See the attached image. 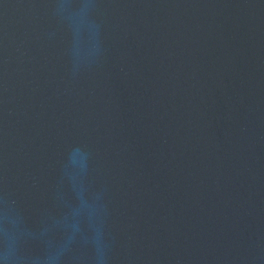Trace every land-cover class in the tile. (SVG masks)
Returning <instances> with one entry per match:
<instances>
[{
	"label": "water",
	"instance_id": "water-1",
	"mask_svg": "<svg viewBox=\"0 0 264 264\" xmlns=\"http://www.w3.org/2000/svg\"><path fill=\"white\" fill-rule=\"evenodd\" d=\"M0 264H264V0H0Z\"/></svg>",
	"mask_w": 264,
	"mask_h": 264
}]
</instances>
